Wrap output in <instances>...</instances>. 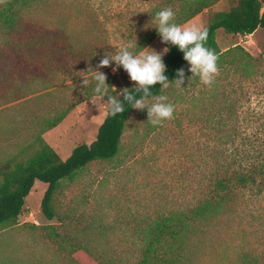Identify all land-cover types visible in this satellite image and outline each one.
<instances>
[{"label": "rangeland", "instance_id": "rangeland-1", "mask_svg": "<svg viewBox=\"0 0 264 264\" xmlns=\"http://www.w3.org/2000/svg\"><path fill=\"white\" fill-rule=\"evenodd\" d=\"M165 1L38 0L13 31L0 34V161L26 147L41 121L67 109L65 118L43 133L45 143L62 161L78 145L90 144L108 106L107 97L96 98L88 69L96 70L105 54L129 43L134 54L144 48L163 53L154 15L169 6L176 11L179 4ZM230 6L220 0L182 25L204 28L209 14ZM216 42L221 51L238 48L227 57L233 63L219 67L212 86L198 77L190 81L189 66L182 88L171 84L160 94L175 106L173 119L153 126L147 109H133L118 156L91 162L59 183L52 221L40 207L47 185L34 182L16 224L0 231V264H71L70 254L87 264L65 244L71 238L131 262L146 224L195 206L216 176L264 161V29L247 36L219 29ZM115 67L113 62L99 69L110 96L136 86ZM84 78L90 83L81 87ZM255 177L254 184L234 191L230 213L202 241L205 264L244 255L264 262V172Z\"/></svg>", "mask_w": 264, "mask_h": 264}, {"label": "trees", "instance_id": "trees-1", "mask_svg": "<svg viewBox=\"0 0 264 264\" xmlns=\"http://www.w3.org/2000/svg\"><path fill=\"white\" fill-rule=\"evenodd\" d=\"M37 1L5 0L0 6V34L13 31L18 25L20 15L31 9ZM175 1H179L178 9L174 11L175 23L182 25L220 0H166L164 4ZM229 1L231 6L225 11L209 14L204 26L208 30L205 47L215 50L219 57L218 67L224 62L232 64L233 61L227 60V57L238 47L221 51L216 42L217 30L222 29L226 34L247 36L257 29H264V0ZM163 9L160 8L157 13ZM162 44L164 48L169 49L163 57V62L167 69L165 75L171 82L177 78L176 73L179 69H184L186 73L189 64L178 47L163 42ZM247 56L252 58L250 55ZM135 87L128 84L123 89H129L139 98L142 94L136 93ZM160 88L161 86L157 84L151 91L154 95H160ZM110 90L111 87H108V91ZM114 97L123 102L120 93ZM124 108V113L113 116L107 107L95 139L90 144H80L75 147L65 161H62L45 143L42 135L56 127L65 118L69 109L41 121L26 147L0 161V231L16 224L25 198L35 181L47 185L40 207L46 220L52 221L56 217L52 207L53 195L61 181L72 180L91 162L115 159L121 150L126 122L133 110L127 103L124 104ZM262 171L264 172V161L258 166L251 165L247 171H234L229 177L216 176L208 195L195 206L163 215L158 220L146 224L140 229L138 255L131 262L123 263L121 257L111 255L104 250H97L89 243L76 242L74 238L69 239L65 244H69L73 253L83 254L87 264H205L200 254L201 248L205 245L202 241L214 224L216 225L230 213L236 201L234 191L254 184L256 172ZM45 227H51V234L61 238L52 229V225ZM227 260L228 262L225 261L224 264H264L253 255L235 256ZM69 262L81 264L72 254Z\"/></svg>", "mask_w": 264, "mask_h": 264}, {"label": "clouds", "instance_id": "clouds-1", "mask_svg": "<svg viewBox=\"0 0 264 264\" xmlns=\"http://www.w3.org/2000/svg\"><path fill=\"white\" fill-rule=\"evenodd\" d=\"M4 2L5 0H0V4ZM154 22L162 42L178 47L184 54V59L190 66L189 71L193 74L188 79L191 81L198 77L203 85L210 88L220 70L218 67L219 57L215 50L205 47L208 30L175 23V12L171 6L159 11L154 17ZM134 47L135 45L131 43L121 46L114 55L105 54L96 66V70L88 69L96 81L94 94L99 100H104L107 97L105 104L109 107L111 115L116 116L124 113V104L127 103L136 110L147 109L148 123L158 126L163 121L173 119L175 106L167 102L166 95H154L151 89L157 84L161 86V92L168 89L171 84L182 88L186 74L181 68L176 73L177 78L169 81L165 75L167 69L163 62V55L169 51L167 47L164 48L163 53L144 48L138 54H134L130 50ZM113 62L116 65L113 69L114 72L122 67L130 80L136 84L135 92L142 94L139 98L127 88L119 92L123 97V102L108 95L107 77L99 69L110 67ZM89 83L90 81L84 78L81 87H86ZM149 99H151V103H149Z\"/></svg>", "mask_w": 264, "mask_h": 264}]
</instances>
